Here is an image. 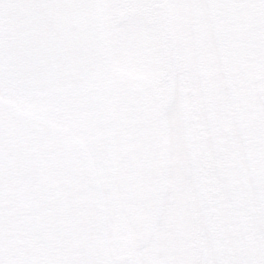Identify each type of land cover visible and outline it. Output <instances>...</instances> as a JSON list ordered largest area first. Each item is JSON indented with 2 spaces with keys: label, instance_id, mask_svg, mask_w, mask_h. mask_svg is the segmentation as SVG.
<instances>
[{
  "label": "snow or ice",
  "instance_id": "snow-or-ice-1",
  "mask_svg": "<svg viewBox=\"0 0 264 264\" xmlns=\"http://www.w3.org/2000/svg\"><path fill=\"white\" fill-rule=\"evenodd\" d=\"M0 264H264V0H0Z\"/></svg>",
  "mask_w": 264,
  "mask_h": 264
}]
</instances>
